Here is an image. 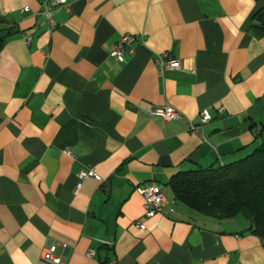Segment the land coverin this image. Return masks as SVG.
Wrapping results in <instances>:
<instances>
[{
  "label": "crops",
  "instance_id": "obj_1",
  "mask_svg": "<svg viewBox=\"0 0 264 264\" xmlns=\"http://www.w3.org/2000/svg\"><path fill=\"white\" fill-rule=\"evenodd\" d=\"M263 7L68 0L48 18L42 0H0V264H51L53 241L67 244L58 252L68 264H264L243 214L199 213L170 186L180 171L264 147ZM127 34L135 53L120 62L110 51ZM165 51L180 69L160 70ZM166 104L182 116L147 112ZM88 170L102 180L80 179ZM152 183L165 204L145 218L138 189Z\"/></svg>",
  "mask_w": 264,
  "mask_h": 264
},
{
  "label": "trees",
  "instance_id": "obj_2",
  "mask_svg": "<svg viewBox=\"0 0 264 264\" xmlns=\"http://www.w3.org/2000/svg\"><path fill=\"white\" fill-rule=\"evenodd\" d=\"M255 21V29L264 32V7ZM170 186L177 201L199 213L217 219L243 214L264 240V147L226 165L180 171Z\"/></svg>",
  "mask_w": 264,
  "mask_h": 264
},
{
  "label": "built area",
  "instance_id": "obj_3",
  "mask_svg": "<svg viewBox=\"0 0 264 264\" xmlns=\"http://www.w3.org/2000/svg\"><path fill=\"white\" fill-rule=\"evenodd\" d=\"M45 5V14L48 18H50L51 6L54 7H62L68 3V0H42ZM28 9L27 7L25 10ZM136 37L130 34L122 36V38L117 41L111 48L110 55L115 57L120 62H124L128 57L134 55L135 47L133 43ZM156 63L158 64L160 70L163 72L168 69H180L181 61L177 57L173 56L171 52L165 51L158 53L155 58ZM225 110L224 106L218 108L219 113H222ZM147 112L150 115H156L162 117L165 120H172L182 116L181 112L170 104H166L161 107H153L149 108ZM201 122L206 123L210 121L213 116L208 109H203L201 112ZM200 126L197 124L190 122V128L196 129ZM87 176H93L98 180H102V177L94 172L93 170L81 171L79 173V178H85ZM79 186V185H78ZM144 198V208H145V218H152L162 209L165 204V196L161 189V186L157 183L149 184L145 187H141L138 189ZM135 225L145 229L146 225L141 220L138 219L135 221ZM105 244H112L109 241H103ZM62 248L63 250L67 247V244L64 242H51L43 253V258L51 264H68L67 259L63 256L62 253L58 252V249ZM95 253L94 249L89 250L88 255L92 256ZM112 264H116V261L113 260Z\"/></svg>",
  "mask_w": 264,
  "mask_h": 264
},
{
  "label": "water",
  "instance_id": "obj_4",
  "mask_svg": "<svg viewBox=\"0 0 264 264\" xmlns=\"http://www.w3.org/2000/svg\"><path fill=\"white\" fill-rule=\"evenodd\" d=\"M8 34H9L8 30L1 31L0 32V40L6 38L8 36Z\"/></svg>",
  "mask_w": 264,
  "mask_h": 264
},
{
  "label": "rangeland",
  "instance_id": "obj_5",
  "mask_svg": "<svg viewBox=\"0 0 264 264\" xmlns=\"http://www.w3.org/2000/svg\"><path fill=\"white\" fill-rule=\"evenodd\" d=\"M238 219H241V220H246L245 217L243 215H240L239 217H237Z\"/></svg>",
  "mask_w": 264,
  "mask_h": 264
}]
</instances>
